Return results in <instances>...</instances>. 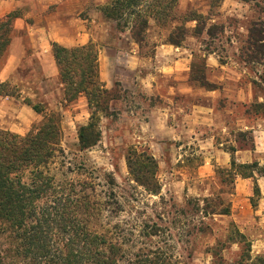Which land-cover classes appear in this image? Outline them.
Returning a JSON list of instances; mask_svg holds the SVG:
<instances>
[{
	"label": "trees",
	"instance_id": "16d2710c",
	"mask_svg": "<svg viewBox=\"0 0 264 264\" xmlns=\"http://www.w3.org/2000/svg\"><path fill=\"white\" fill-rule=\"evenodd\" d=\"M206 1L207 16L196 8L181 10L180 0H111L105 7V15L119 30H129L140 49L150 43L152 21L161 28L178 23L168 35L167 43L181 47L190 33L187 23L196 22L192 31L195 37H201L206 29L210 37L219 29L223 31L218 25L207 28V21L219 12L224 0ZM240 1L250 4L257 0ZM14 16H19V12L0 20V62L12 40ZM259 25L255 22L250 26L242 47L248 61L257 60V52L264 45V27L260 29ZM51 49L63 86V101L74 103L82 96L87 99L91 115L79 127L78 141L81 151L93 149L102 139V118L114 117L111 110L120 100L119 85L109 90L100 80L99 52L95 45L66 48L53 43ZM192 79L206 85L204 67L197 62L192 67ZM15 94L16 87L11 83L0 84L1 96ZM25 103L42 120L25 136L0 129V264H176L172 255L154 243V238L161 234L157 223L143 227L140 239L147 242H142L136 240L133 232L127 239L126 228L112 225L109 217L106 219L113 198L97 195L94 183L81 177V169L67 166L62 147V115L33 104L31 99ZM259 108H264V103L255 105L256 112ZM237 139L253 142L251 149H254V139L248 132H239ZM236 151L233 146L228 148L232 157L230 168L216 170L223 186H233L238 178L254 179L255 174L264 177V167L258 162L238 163ZM126 163L135 183L150 195H160L158 164L152 155L140 154L132 148ZM110 181L113 185L114 180ZM255 194L260 195L257 184ZM196 201V211L204 217L229 216L232 212L231 205L219 193ZM237 236L245 238L240 232ZM255 264H264V256L256 258Z\"/></svg>",
	"mask_w": 264,
	"mask_h": 264
},
{
	"label": "crops",
	"instance_id": "0c3cea01",
	"mask_svg": "<svg viewBox=\"0 0 264 264\" xmlns=\"http://www.w3.org/2000/svg\"><path fill=\"white\" fill-rule=\"evenodd\" d=\"M194 1L180 0V9L183 4L184 10L192 8ZM110 2L111 0H0V20L19 12V16H14L12 21V40L8 46L6 61L0 70V84L11 83V77L18 69L29 66L37 59L44 77L50 83L58 85L63 98V86L51 49L52 44L57 43L66 48L93 44L99 52L100 80L109 90L119 85L124 94L122 103L128 110L130 109L131 114L139 117L140 111L144 109L143 105L149 102L145 108L146 112L150 110L154 116L149 120L146 119L149 115L144 117L146 127L151 124L153 129L157 126L171 128L174 131L183 129L194 140L195 134L207 131L208 136L202 140L197 139L199 141L196 145V149L201 150L202 163L198 168V175L203 180L215 179L218 168L228 169L231 166V154L225 144L218 140L221 133L248 132L254 139V149L246 142L237 140L227 142L236 148L237 162L240 164L258 162L259 165L264 162V120L260 119L253 124H241L242 120L238 119L239 112L235 111L241 103L244 108L250 105L245 114L250 112V108L256 114L255 105L264 103V98L257 97L255 93L254 86L258 79L247 74L249 67L263 65V62L242 58L238 62H223L216 57L215 52H206L201 59L206 81V85H202L201 82L192 79V67L198 57L187 47L191 39L199 38L192 34L196 22L186 24L190 33L181 47L167 43L168 35L179 25L174 23L163 29L160 41H156V44L149 43L140 49L129 30L123 32L114 21L106 19L105 7ZM249 7V4L240 0H224L220 12L228 16H212L207 21V28L219 26L225 17L246 12ZM206 8L207 10L199 11L207 16L209 6ZM237 18L246 25L241 26V31L245 32L246 40L243 42L245 44L250 26L259 21L253 20L251 16ZM157 27L154 21L150 23L149 36L152 28ZM204 35L209 36L207 29L201 37ZM150 44L153 53L146 55L144 50ZM240 51L242 52V47ZM246 81L247 85L244 84ZM83 99L87 101L86 97H80V100ZM182 100L189 101V106L185 109L178 104ZM227 104L231 107L227 108ZM41 120L42 116L31 106L15 97L0 95V129L25 136ZM191 145L189 142L174 146L189 150L192 148ZM252 179L236 180L235 202L232 207L235 225L244 234L249 232L252 219L243 216L244 213L238 212V209L246 208L247 211ZM261 188L262 201L259 205L260 211L258 210L256 214L264 212V186ZM259 225L264 228L263 223ZM252 244L257 247L254 249L257 256L264 254V235L258 236Z\"/></svg>",
	"mask_w": 264,
	"mask_h": 264
},
{
	"label": "rangeland",
	"instance_id": "374dc122",
	"mask_svg": "<svg viewBox=\"0 0 264 264\" xmlns=\"http://www.w3.org/2000/svg\"><path fill=\"white\" fill-rule=\"evenodd\" d=\"M249 5V10L246 12L234 13L225 17L224 21H220L222 24L219 27H223L224 32L219 29L213 37L204 35L197 39L193 38L187 43V47L197 54V65L200 66L206 52H215L216 57L223 62L248 59L240 51L246 40L241 26L246 27V25L242 24L237 16H251L253 20L260 22L261 29L264 27V0H257ZM206 6H209L206 0H195L192 8L204 11L207 10ZM184 7L183 4L181 10H184ZM212 16L228 15H224L219 9V12H215ZM247 23L249 24V20ZM163 29L167 28H152L150 43L156 44V41H160ZM262 47L259 49L261 53L257 52L256 61L263 62V65L249 67L247 74L258 79L254 86L255 93L257 97L264 98V48ZM144 53L146 55L153 53L151 44ZM5 61L6 58L0 62V70ZM11 78V85L16 87L14 97L17 100L25 103L26 99H31L33 104L62 115L64 134L62 147L67 155V166L81 169L83 174L81 177L94 183L97 195L113 198V205L106 219L109 217L112 225L120 224L126 228L127 239L131 238L130 232H133L136 240H141L139 233L143 227L157 223L161 234L160 237L154 238V243L172 255L176 264H255L256 258L264 256V254L257 256L254 253L257 247L252 244L258 236L264 235V228L259 225L264 224V212L256 214L258 210L260 211L261 186H264V178L260 174H255V178L251 180V197L247 211L246 208L238 209V212L244 213L243 216L252 219V226L247 234L236 227L232 212L229 216L204 217L196 211V199L203 200L206 196L219 193L232 208L236 195V183L233 186L232 184L223 186L216 175L215 179L205 180L198 175L202 160L201 150L196 149V145L199 140L208 136L207 131L195 134L194 140L183 129L174 131L171 128L158 126L153 129L151 124L146 127L144 117L149 115L146 118L149 120L154 116L150 110L146 112L145 108L149 102L143 105L144 109L140 111L139 117H134L130 109L128 110V107L122 103L124 94L121 92L120 100L111 110L114 117H103L101 120V142L93 149L81 151L78 129L89 121L91 115L87 101L79 98L74 103H65L58 85L46 80L37 59H34L29 66L18 69ZM120 91L117 88V92ZM178 104L185 109L189 106V101L182 100ZM166 105L169 106L168 103ZM248 106L244 108L240 103L238 109H235L239 112L237 113L238 119L242 120L241 124H253L260 119L264 120V108L258 109L256 112L258 115L254 114L252 108L248 114H245ZM170 107L173 108L171 105ZM226 107L231 106L227 104ZM237 137V132L221 133L218 140L229 148L232 145L227 142L238 140ZM189 142L192 143V148L189 150L174 146ZM246 144L251 146L253 142L248 141ZM132 148L140 154L146 152L155 156L158 164L156 173L160 186L159 196L150 195L132 180L126 163V156ZM260 166L263 168L264 162L260 163ZM111 178L114 180L113 185L110 184ZM256 184L260 189V195L255 194ZM190 201L192 203L187 204ZM237 232L243 234L245 238L238 237ZM141 241L147 242L146 239Z\"/></svg>",
	"mask_w": 264,
	"mask_h": 264
}]
</instances>
